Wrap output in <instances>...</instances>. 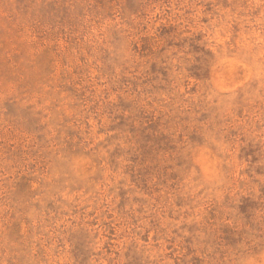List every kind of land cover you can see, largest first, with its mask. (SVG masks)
<instances>
[{
  "label": "rangeland",
  "instance_id": "1",
  "mask_svg": "<svg viewBox=\"0 0 264 264\" xmlns=\"http://www.w3.org/2000/svg\"><path fill=\"white\" fill-rule=\"evenodd\" d=\"M0 264H264V0H0Z\"/></svg>",
  "mask_w": 264,
  "mask_h": 264
}]
</instances>
